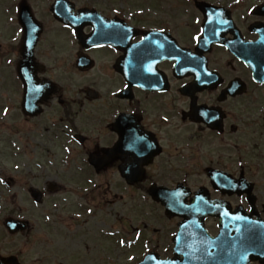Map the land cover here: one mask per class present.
Segmentation results:
<instances>
[{"label": "flooded vegetation", "instance_id": "flooded-vegetation-1", "mask_svg": "<svg viewBox=\"0 0 264 264\" xmlns=\"http://www.w3.org/2000/svg\"><path fill=\"white\" fill-rule=\"evenodd\" d=\"M216 6L208 40L232 49L197 52L204 14L0 0V151L28 170L0 195V264H264V15Z\"/></svg>", "mask_w": 264, "mask_h": 264}, {"label": "rangeland", "instance_id": "rangeland-1", "mask_svg": "<svg viewBox=\"0 0 264 264\" xmlns=\"http://www.w3.org/2000/svg\"><path fill=\"white\" fill-rule=\"evenodd\" d=\"M156 0H136V4L138 3H144V4H151ZM214 1H219V0H214ZM101 2V0H100ZM163 2L167 5V8H171L174 11L175 14V18L181 19V20H187L190 23L192 22V20L194 21L195 17H196V8L194 5L193 0H163ZM134 3V2H132ZM168 3V4H167ZM247 5H250L251 3L246 2ZM152 11V10H150ZM6 25V19L3 17V12L1 10L0 7V32L2 30H4ZM17 159V158H16ZM26 163V158L23 157L19 160H15L13 159L12 156L9 155H3L0 153V180L5 179V177L7 178H11L13 177H18V171H12L13 167L15 165H19L21 166V175L24 176L26 175V173L28 172L27 168L24 167ZM24 167V168H23ZM11 168L10 171L6 172V169ZM4 183H0V195H5L8 194V191L6 188H4ZM13 193V192H12ZM11 193V194H12ZM17 194L22 195L20 192H16ZM61 200V199H60ZM68 207L73 208V202L72 199H69V202L67 204ZM122 205L119 206V204L117 205H113L112 209H108L109 212V216L106 219V222L112 227L113 223H115L116 221V217L114 216L116 213L119 214L121 213L122 210ZM70 209V211H72ZM65 211V210H64ZM102 215L100 213L97 214L96 217H98L97 219H92L90 224L91 226H95L96 230H98V228H101L99 222H101V220H99V217H101ZM116 229H118V226L115 227ZM114 228V229H115ZM109 229V228H108ZM112 229V230H114ZM143 229H139V233L142 232ZM96 238H98V236H95ZM95 246L92 248L94 250V256L96 258V260L98 259H106V260H115V259H122L124 257L123 253H124V249H121L120 246L117 244L115 246V244L113 243H106L105 245L103 243H97L94 242ZM95 248V249H94Z\"/></svg>", "mask_w": 264, "mask_h": 264}, {"label": "water", "instance_id": "water-1", "mask_svg": "<svg viewBox=\"0 0 264 264\" xmlns=\"http://www.w3.org/2000/svg\"><path fill=\"white\" fill-rule=\"evenodd\" d=\"M199 8H200L201 10H202V9H203V10L206 9V7H205L203 4H200V5H199Z\"/></svg>", "mask_w": 264, "mask_h": 264}, {"label": "snow or ice", "instance_id": "snow-or-ice-1", "mask_svg": "<svg viewBox=\"0 0 264 264\" xmlns=\"http://www.w3.org/2000/svg\"><path fill=\"white\" fill-rule=\"evenodd\" d=\"M197 39H199V38H197ZM141 139H143V138H141ZM149 147H151V145H149ZM4 181L3 180H0V183H3Z\"/></svg>", "mask_w": 264, "mask_h": 264}]
</instances>
